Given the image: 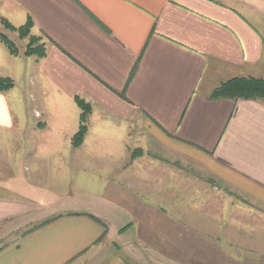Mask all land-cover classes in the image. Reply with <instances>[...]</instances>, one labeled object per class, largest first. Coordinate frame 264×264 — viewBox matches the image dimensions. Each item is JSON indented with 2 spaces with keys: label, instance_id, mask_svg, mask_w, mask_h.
Returning <instances> with one entry per match:
<instances>
[{
  "label": "crops",
  "instance_id": "1",
  "mask_svg": "<svg viewBox=\"0 0 264 264\" xmlns=\"http://www.w3.org/2000/svg\"><path fill=\"white\" fill-rule=\"evenodd\" d=\"M245 5L244 0H0V29L19 39L3 22L18 29L29 18V36L45 51L40 59L25 56V38L13 56L0 42V77L13 82L12 91L0 93L4 134L25 123L8 96L17 86L16 70L24 66L28 76L32 107L26 126L33 130L22 151L30 160L27 173L16 169V175L26 173L22 183L40 186L48 173L69 164L77 172H100L98 182L123 189L119 196L125 201L176 209L172 218L188 220V234L224 235V261L241 258L233 252L244 245L229 246L228 236L260 235L264 228L235 222L264 217V104L210 95L235 77L264 79V38L240 12ZM75 98L91 111L82 144L64 157L55 140L66 138L74 150L71 139L81 115ZM135 125L154 138L157 149L202 165L228 193L212 194L207 181H196L182 205L184 197L168 188L180 187V179L165 180L160 162H133L128 154ZM0 140L7 139L0 133ZM21 149H0V155ZM151 171L157 173L150 177ZM0 181V264H133L128 258L145 264L139 230L133 226L120 234L109 221L119 211L138 219L139 208L111 205L110 215L71 209L38 218L35 199ZM112 194L110 204L117 203L121 198ZM158 255L155 264H185Z\"/></svg>",
  "mask_w": 264,
  "mask_h": 264
},
{
  "label": "rangeland",
  "instance_id": "2",
  "mask_svg": "<svg viewBox=\"0 0 264 264\" xmlns=\"http://www.w3.org/2000/svg\"><path fill=\"white\" fill-rule=\"evenodd\" d=\"M244 1L246 5L240 8L242 9L240 12L264 38V0ZM0 32L4 33L17 48L21 49L24 47V44L13 35L5 33L1 29ZM25 69L23 66L21 69L16 70L14 77L17 86L14 87L15 90L13 93L10 94L9 92L10 95L8 96L10 106L17 115L24 118L25 123L20 124L18 131L15 130V128L7 131L6 134L0 131V133L4 135V138L7 139L3 141L0 140V149L14 150L15 147H20L22 149L14 155L10 154L11 151H7L8 154L5 153L0 155V178L5 179V181H3L5 183L8 182L16 185L18 187L16 188L18 189V192L21 191L20 193L25 195L29 194L32 199H35L38 204L36 208V216L38 218L71 209L93 211L100 215L105 212L107 215H110L109 208L112 209V206L114 205L117 209L118 207L127 209L130 207L134 210L137 207L139 208L137 210L138 213L141 214L140 218H128L127 214L119 211V213H117V218H110L109 221L112 223V227L115 226L117 228L116 230H118V233L122 229L127 231L133 226H135L134 232L139 230L143 243H141V245L140 240H138V242L136 241V244L141 245H139L141 249L140 253L143 254L144 261H140L145 264H155L157 257L160 256L158 253L165 255V258H174L185 264H224V262L229 264H264V217H261L260 220L253 218L244 220L240 218L235 219V222L241 221L248 224L246 226L253 224L261 225L263 231L262 234L254 236H228L230 238L229 246H233L234 248L236 246L241 247V245H244L245 249L243 251L238 250L233 252V256L241 255V258L231 260L235 257H230L229 260L224 261V235L206 236L207 239L204 238L205 236H193L188 234V224L184 223L188 222V220L172 218L173 210L176 209L172 210L170 208L169 211L168 208L156 210L154 207L141 202L130 203L125 201V197L119 196L124 194L123 189L110 188L106 185V181L103 180L98 182L97 176L100 172H77L75 169H72L73 165L69 164L67 170L64 171L52 170L51 173H48L47 170H45V172L39 171L38 173L41 174L48 173V177L43 180L44 184L42 182L37 183L40 186H34L29 183L28 185H24L22 181L23 178L26 177V167L30 160H27L28 156L24 155L22 151H25L30 145L31 131L29 130H33L26 126L28 125L26 122H29L30 120L32 102L29 98L28 76ZM28 105L31 106L28 107ZM33 125L35 124H32L31 128H34ZM146 132L147 131L140 125H135V127H133L129 137L130 145L128 154L133 156V162H136L137 160H144L149 163L160 162L166 170L164 171L165 180H170L171 182L172 180L176 181L177 179H180V187H175L174 189H172V187L168 188L171 189V194H178L181 195L182 198L184 197L182 205H186L185 201L188 198V194L195 192L194 185L196 184V181H207L210 186L208 187L207 185V188L208 190H211L212 194L224 195L228 193L225 185L219 184L213 180V177L206 172L202 165L193 163L190 159H184L183 157H180L179 159L178 156L170 154L167 150L164 151L157 149L158 143L155 142L153 140L154 138L149 136L148 133L146 138ZM55 141H57V146H61L60 148H57L67 153L63 155L64 157H67V155L68 157L72 156L73 152L75 155L76 148L72 147L74 150L70 149L69 140L66 138H58ZM49 145L51 146L49 142H44V144H42L44 147ZM34 156L35 155L32 157ZM38 156L36 155V157ZM40 157L47 158L45 154H41ZM20 166L23 167L26 173L16 175L18 173L16 169L18 168L19 170ZM155 173L157 172L151 171L148 175L151 177V175L154 176ZM46 175L47 174H45V176ZM16 176H20L19 179L18 177L16 178ZM111 192L116 193V197L121 198L118 199L119 201L117 203L110 204L112 203L110 202V198L113 195ZM134 211L136 212V210ZM7 229L6 226L5 232H7ZM235 238H242L243 240L238 241ZM152 248L156 250L158 249L160 252H157L158 250L153 251ZM204 256L206 257L204 258ZM128 259L133 264H140L136 262L138 259Z\"/></svg>",
  "mask_w": 264,
  "mask_h": 264
},
{
  "label": "trees",
  "instance_id": "3",
  "mask_svg": "<svg viewBox=\"0 0 264 264\" xmlns=\"http://www.w3.org/2000/svg\"><path fill=\"white\" fill-rule=\"evenodd\" d=\"M4 28L11 32H17L19 39L28 38V44L25 47V56H35L40 59L45 55L43 44L39 43L38 38L30 37L29 31L32 27V21L28 18L26 24L18 29H15L3 22ZM0 42L6 47L10 55L17 56L18 49L7 36L0 33ZM13 88V82L8 78L0 77V93L8 92ZM212 100H260L264 104V79L254 77H235L224 81L215 88L211 95ZM75 103L81 111L80 125L78 131L71 139V146L78 148L87 132V117L90 114L91 108L84 101L75 98ZM133 158V156H132ZM125 229L119 231L123 233Z\"/></svg>",
  "mask_w": 264,
  "mask_h": 264
}]
</instances>
